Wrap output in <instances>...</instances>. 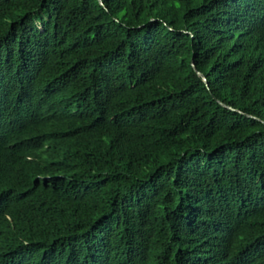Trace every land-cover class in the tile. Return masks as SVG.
I'll list each match as a JSON object with an SVG mask.
<instances>
[{
    "label": "trees",
    "instance_id": "obj_1",
    "mask_svg": "<svg viewBox=\"0 0 264 264\" xmlns=\"http://www.w3.org/2000/svg\"><path fill=\"white\" fill-rule=\"evenodd\" d=\"M0 264H264V0H0Z\"/></svg>",
    "mask_w": 264,
    "mask_h": 264
},
{
    "label": "water",
    "instance_id": "obj_2",
    "mask_svg": "<svg viewBox=\"0 0 264 264\" xmlns=\"http://www.w3.org/2000/svg\"><path fill=\"white\" fill-rule=\"evenodd\" d=\"M198 73H199L200 76L204 79L205 83L209 86V82H208L206 76H205L204 74L200 73V72H198ZM222 105L225 106V107H226L227 109H229V110H232V111H235V112H239L238 110H236V109H234V108H232V107H230V106H227V105H225V104H222ZM249 117H251V116H249Z\"/></svg>",
    "mask_w": 264,
    "mask_h": 264
}]
</instances>
